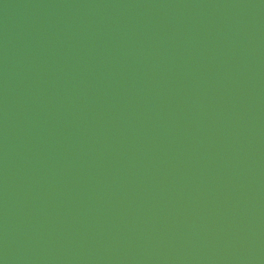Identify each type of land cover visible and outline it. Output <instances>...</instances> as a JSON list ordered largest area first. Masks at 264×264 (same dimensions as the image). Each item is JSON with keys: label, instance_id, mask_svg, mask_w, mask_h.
<instances>
[{"label": "water", "instance_id": "water-1", "mask_svg": "<svg viewBox=\"0 0 264 264\" xmlns=\"http://www.w3.org/2000/svg\"><path fill=\"white\" fill-rule=\"evenodd\" d=\"M0 264H264V0H0Z\"/></svg>", "mask_w": 264, "mask_h": 264}]
</instances>
